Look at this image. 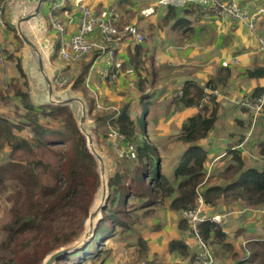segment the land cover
Masks as SVG:
<instances>
[{
  "label": "trees",
  "instance_id": "obj_1",
  "mask_svg": "<svg viewBox=\"0 0 264 264\" xmlns=\"http://www.w3.org/2000/svg\"><path fill=\"white\" fill-rule=\"evenodd\" d=\"M130 1L120 0L117 5L125 6V3ZM190 14H194L195 18L201 15H212L209 10L198 6H190L182 10L168 6L165 15L161 17L160 29L166 26L178 31L188 28L184 24V18ZM186 30L190 31V28ZM126 41L124 39L121 44ZM126 48L129 64H135V56L142 51L141 44L135 45L133 49L130 46ZM98 53L95 51L90 54V60L74 77V89L87 90L83 77ZM7 59L15 62L16 69L24 79L20 85L12 86L18 108L24 113L20 115L22 121L16 124L0 117V142L11 148L12 157L17 152H21L17 160H23L25 154L39 155L46 159L49 165H43L41 159H36L24 160L25 163L9 162L7 166L0 168V180L9 175V178L15 181L17 187L15 192L18 198L10 209V221L3 229L8 232L13 243L18 242L19 253L9 261V264H38L49 251L63 246L75 235L78 226L76 227L73 221L77 215H87L89 202L98 186V177L94 160L86 149L85 139L78 131L69 108L33 104L27 93L20 57L10 54ZM229 76L230 69L221 66L217 71L216 82L208 80L204 84H199L193 80H187L173 93L171 104L175 110L196 109L194 114L182 122L178 135L172 141V144H176L179 149L180 145L182 146L177 156V164L171 172L173 179L179 181L176 186L171 183L167 174L162 172L164 160L160 152L167 151V148L158 147L147 134L148 122L145 114L149 107L147 103L142 104L141 111L135 113L134 118L128 114V105H124L117 115L116 111L110 115L94 114L96 121L102 123L107 119V125L116 127L125 137V143L135 141L137 145L130 157L118 161L114 172L109 175V196L93 239L83 249L57 259L55 264L95 262L100 255L102 241L114 238L117 233L131 226L134 209H148L167 201L171 211L183 213L195 204L196 190L200 186L205 187L204 201L211 205H214L217 198L226 191L230 193L236 191V200H241L250 207L264 205V169L244 170L241 157L234 151L232 152L234 163L228 164L220 174L222 179L230 178V183L224 189L209 186L210 179L204 170V164L208 158L207 152L195 145L207 138L219 118L220 96L212 93L208 95L207 92L216 90L217 83L225 86ZM247 77L249 79L264 78V67L248 70ZM263 92L264 87L255 88L249 100L254 102ZM146 98L148 96L141 95V100ZM93 105L92 108L89 107V115L92 109L96 110V104ZM242 110L248 109L243 107ZM239 123L240 121H237L238 125ZM25 128L31 130L30 140L15 135L14 131L21 132ZM257 147L259 155L264 159V141L259 142ZM53 162L56 169L51 175L56 177L55 182L53 183L52 180L43 182L37 166L40 165L43 170H47L51 168ZM24 195L28 198V206L25 210L23 205L27 198ZM67 224L69 227L67 232L59 231L63 225ZM218 226L212 222H205L199 226L200 236L206 243L208 242L209 246V243H213L216 239V245L226 246L225 235L221 234L220 226ZM180 228H187L183 220L180 222ZM241 234L244 239H249L248 256H242L230 264H244L251 258L257 259V264H264V236H261L259 230L253 227L244 230ZM168 251L171 254L179 253L183 257L188 254L183 241L180 240L170 241ZM231 256L232 258L237 256L233 248Z\"/></svg>",
  "mask_w": 264,
  "mask_h": 264
},
{
  "label": "crops",
  "instance_id": "obj_2",
  "mask_svg": "<svg viewBox=\"0 0 264 264\" xmlns=\"http://www.w3.org/2000/svg\"><path fill=\"white\" fill-rule=\"evenodd\" d=\"M9 1L8 5H3V3ZM120 0H69L67 3L61 2V0H53L51 2H48L45 4V6L42 9L41 12V18L44 21V34L47 36V33L52 32L54 33L55 30L51 27V21H56L59 24L63 25L66 29V40L74 33V31L78 28V21L80 19L79 10L81 7L87 8L91 11V13L94 16H103L104 19H112V16H114V20L119 19L120 23L118 24L120 26L121 23H126L125 19L122 18L124 15H121L120 13V7L123 8L124 6L117 5V2ZM262 0H238L239 6L247 13L250 11H254L255 9L258 10L261 6ZM127 3H125L126 6ZM3 6L2 8V17L4 23L0 25V52L4 50L3 44L6 41V39H9L11 34L16 39V32L14 30V26L11 22L12 14L21 9L24 6V0H0V6ZM195 6V5H190ZM190 6H173L178 9H185ZM159 11L157 15L152 17L154 9L152 8V13L148 16H145V21H148L150 23V28L156 27L158 31L161 26L159 25L161 17L165 15L167 11V7L158 5ZM197 7V6H196ZM128 10V9H127ZM126 12V10L124 11ZM256 13V12H255ZM161 14V16H160ZM248 15V13H247ZM253 23L249 22V29L240 28L238 27V21L237 19H230V20H220L213 15H201L197 16L195 18L194 14H190L189 16H186L184 24L190 28V31L186 30L188 28H182L181 32L174 33V37H181L180 41L186 42V41H196V44H188L187 47H191L190 50L192 51V54L197 53L200 54L202 51L200 50L202 46V42L200 41L202 37L201 34H198L195 30V26L198 22L203 23L206 20L207 22V28L210 27L212 29L211 34L213 36L214 42V48L217 50L216 56L213 59L217 70L213 68L214 74L208 79V80H214L217 81V71L218 68L221 67V63L223 61H230L234 62L235 64L229 65L230 69V76L227 79V84L224 86L220 83H217L216 86V92L219 93L221 91L223 94L219 93L220 96V103H221V109L219 113V118L215 123L214 129L209 133L206 139L196 143V146L202 147L207 152V160L204 164V170L206 171V176L209 177L210 182L209 186H218L221 188H225L228 183H230L229 179H222L220 174L224 171V169L227 167L228 164L234 163L232 161V152L236 151L239 156L241 157L243 161V169H256L261 170L264 169V159L259 155L258 150V143L261 141H264V111L261 112L259 115L254 117L253 112L249 113L248 109L247 111L242 110V108H246L245 106L237 108L234 112L233 111H226V106L224 104L226 102H233L238 101L242 96L249 99L250 94L255 88L264 87V78L260 79H249L247 77V71L253 70L257 68L264 67V51L260 49L259 39L264 38V17L259 18V20L256 22V19L254 18ZM141 16V15H140ZM59 17V18H58ZM157 17V19H156ZM121 18V19H120ZM139 18V17H137ZM182 19V18H181ZM158 20V21H157ZM157 21V23H155ZM244 23V22H242ZM213 26L215 29V34L217 35V38L213 35ZM121 29V28H119ZM186 32H183L185 31ZM140 33L143 36L144 41V35L140 31ZM158 36L162 37L163 40L168 41V34L166 32H161L158 34ZM219 36H223L220 37ZM136 42L132 39V41H126L123 44H121L117 50L115 51L114 55L118 54L120 52V48H124L120 54V57L122 59L120 60L121 65L127 66L129 64L127 60V46H130L131 49L137 44H141L142 51L138 55H141V61L134 60L135 64H129V66L133 65L132 67L134 69H138L139 65L142 63L147 64L149 63H155L160 62L159 56L156 55V48L153 46H150L149 44L142 45V42ZM200 41V42H198ZM64 42V41H63ZM171 43V42H170ZM21 44V43H20ZM49 45V65L51 68L54 69L55 73L57 74L56 69L53 65H51L52 61H58L62 62L63 60L60 57L59 54V48L62 46L60 42V38L58 37L55 44L52 45V43H48ZM122 46V47H121ZM167 47V46H166ZM165 47V49H166ZM1 48L3 50H1ZM183 48V47H181ZM119 50V51H118ZM22 55L20 56V66H21V60L23 56V50L21 48ZM169 51V50H168ZM166 51V52H168ZM171 51V50H170ZM13 54V53H12ZM10 55V54H9ZM7 55V57L9 56ZM182 54V58H183ZM91 56V55H90ZM169 57L165 56V60H167ZM171 58L174 60L175 54L171 53ZM202 59V57H200ZM84 59V58H83ZM82 59V60H83ZM81 60V61H82ZM154 61V62H153ZM7 62L9 65H12L11 61L7 59ZM79 62L73 63L70 66L77 64ZM100 63V65H98ZM102 60L101 56L98 53L97 56L94 57V59L91 61L89 69L87 74L83 77L84 80H89L90 83L95 82L96 79L100 78V69ZM170 65V64H168ZM0 78L5 80V74L7 64L0 65ZM225 67V66H222ZM68 67L65 68V72H63L64 78H66V81L63 85H70L72 84V91L76 94L80 91L74 90L73 84H74V77H72L74 74H72L71 71H67ZM22 70V67H21ZM91 72H93V80L90 81V75ZM153 72L152 66H149V73ZM22 73L24 75V72L22 70ZM141 74V72H140ZM138 76V77H137ZM136 80L139 81V69L136 72ZM25 81L26 77L24 75ZM58 79L55 80V82ZM187 80H193L199 84H204L207 81H201L198 78H192L189 77ZM184 81V82H185ZM1 82V81H0ZM54 82V83H55ZM183 81L180 82V85L174 86V88H180L183 84ZM183 82V83H184ZM139 83V82H138ZM1 84V83H0ZM27 84V81H26ZM62 85V86H63ZM93 85H95L93 83ZM6 86V85H5ZM28 86V85H27ZM61 86V87H62ZM27 93H28V88ZM170 89V87H168ZM89 90V89H88ZM78 95V94H77ZM147 96V95H146ZM238 96V97H236ZM238 99V100H237ZM160 100L158 98H154V96H149L147 98V104L149 107H153L158 104ZM171 102V101H170ZM169 108L167 109V113H169V116L166 114L164 116V119H167L168 117H171L170 113H173L175 110L171 103H169ZM240 106H242L240 104ZM174 112L176 114H186V117L191 116L196 112V109H176ZM228 110V108H227ZM166 112V110H165ZM228 114V116L226 115ZM232 118L231 122H228L232 127L223 126L222 120H227ZM170 119V118H168ZM235 121V122H234ZM237 121H240L239 125L237 124ZM223 126V127H222ZM166 130H164V134H159L161 138L159 139L160 143H157L158 147L163 148L164 146L169 147V152L166 153L167 159H166V174L169 178V180H172L173 177L171 175V172L173 168L177 164V156L181 151L182 146L180 145V149L176 144H172L174 138L178 135L179 131L174 130L172 128L166 127ZM179 129V128H178ZM159 131V130H158ZM184 149V146H183ZM182 149V150H183ZM163 156L165 152H160ZM164 166V162H163ZM162 166V168H163ZM237 179V178H233ZM181 180V178H180ZM179 181L176 179H173L171 183L174 185L178 183ZM174 185V186H176ZM200 189L202 188L203 194L205 187L200 186ZM225 191V190H224ZM236 191L230 193V191L224 192L220 197L217 198L214 205H211L209 203L205 202V205L208 206L205 208L206 214H214V215H226L227 220V226L222 230L221 234L225 235V245L221 246L216 245L217 239L214 240L213 243H209L211 249L213 248V251L215 253V260L216 264H226L222 263L224 260H226L229 256V252H231L232 255V248L233 251L237 253L236 258H230V262H234L238 258H241L242 256L247 257L248 252L247 248L248 242L244 240L242 236V232L244 230H247L248 228H255L259 230V234L261 236H264V205L263 206H251L253 207L254 214L245 212L243 215V209L245 207H250L246 205L244 202H241V200H236L235 198ZM167 204L166 207H163L162 204ZM159 204H156L154 206L149 207L148 209H139L132 212V221L133 223L128 229H125L122 231V235L124 236L123 242L126 239H129L130 236H135L137 238V245L139 250V255L143 258H145V261H151L155 258V256H161L167 255L168 257L173 256V254H170L171 252L168 251V244L172 240H180L183 241L184 246L186 247L187 256L183 257L179 253H174L175 255H179L182 260H188L191 258L194 254V250H196L192 238L186 229L180 228V222L183 220V215L180 217V213H176L171 211L168 208V202H162ZM250 207V208H251ZM260 221V222H259ZM237 224H240L239 230L236 232V226ZM186 225V224H185ZM216 225V223H215ZM218 226V224H217ZM219 227V226H218ZM131 234V235H130ZM172 234V237L170 236ZM212 239H214L212 237ZM122 242V243H123ZM208 243V242H207ZM234 245L235 249H234ZM239 253V254H238ZM179 259V258H178ZM221 259L223 261H221Z\"/></svg>",
  "mask_w": 264,
  "mask_h": 264
},
{
  "label": "rangeland",
  "instance_id": "obj_3",
  "mask_svg": "<svg viewBox=\"0 0 264 264\" xmlns=\"http://www.w3.org/2000/svg\"><path fill=\"white\" fill-rule=\"evenodd\" d=\"M68 1L69 0H61V2L63 3H67ZM158 2L159 0H131L123 8L120 7V12H121L120 14L124 15V17L122 16V18L128 21L127 24L121 23L119 26L118 25L120 23L119 19L116 20L107 19V21L109 20L110 24L116 26L117 28H123L124 26L136 27L138 31H141L143 33L145 37L144 41L142 42V45L144 46V44H149V43L150 46L154 45V48H156V55L159 56L160 62L150 63L153 70L151 75L149 73V66H150L149 63L147 64L142 63L138 67L139 81H137L135 75L138 69H134L132 67L133 65L129 66V64H127V66H125L120 64V60L122 59V57H120V54L121 52H124L122 51L124 48H120L119 49L120 52L116 54V56H114V54L112 55V62H110L111 64L108 63L104 55L100 54L102 60L101 66L99 67L100 69L102 68L99 72L100 78L98 77L96 79L95 77L94 79L95 82H93L95 85H93V83H90L89 80L85 81V88H87V90L83 89L79 93H76L80 97H82L86 102L88 115H89V107L92 108L94 106L93 104H96L95 105L96 110L95 108L92 109L91 115H89V119L94 122V124L89 128V131H91V134L93 136V146L95 147L96 151L98 150L99 153L101 152L102 156L106 159L105 160L106 165L108 164L109 167L108 175H112L114 169L117 166L118 161H121L126 157H130L131 153L134 152L137 143L135 141L125 143L124 141L125 137L119 132V130L116 127L107 125L106 124L107 119L105 120V122L102 123L96 121L94 116L95 113H100L102 115H110L111 113L116 111V115H117V112H120L124 105H128L127 107L128 114L131 118H134L135 113L141 111L142 104L147 103V98L141 100V95H147L148 98L149 96L152 97L154 96V98H158L160 101L158 102L156 107L155 106L148 107L147 112L145 113L148 122L147 134L149 135L150 140L151 139L154 140L156 144L160 143V140L162 138L159 134H164V130H166L165 129L166 127L172 128L173 131L178 130L179 126L187 118L186 114H179V113L176 114L174 112H178L179 110L177 111L174 110L173 113H170L171 117H168L170 119L168 118L164 119V116L166 114L169 116V113H167V109L170 106L169 103H171L170 101L172 99L173 93L178 90V88L176 89L174 88V86L180 85L181 81L184 82L189 77L198 78L202 82L204 80L207 81L214 74L213 68L217 70L216 64L213 60L216 56L215 53L217 52V50L214 48V43H212V41L214 42L213 36L211 34L212 29L210 27L207 28L208 21L206 20L205 22L199 24L197 22L195 26V30L197 31V33L201 34L200 36L202 37V39L200 41L202 42L203 47L200 48V50L202 51L200 54L197 53L192 54V51L190 50L191 47H187V45L193 43L196 44V41L193 40V41L183 42L180 41L181 37H174V33L181 32L182 29L180 31L172 30L170 26H166L165 28L162 29L159 28V30L162 31H158L157 26L150 28L149 26L150 23L144 20V19H149L144 17L152 13L153 11L152 8L154 9L152 17L157 15L159 11V7H157ZM8 3L9 1L3 3L4 7L5 5H8ZM0 7H1L0 16L2 17L3 6L1 5ZM125 10L126 12H124ZM255 12L256 9L254 11L247 12L249 16L248 19L253 18L252 17L253 15L251 14H254V18L256 19V22L259 20V18L264 17V15H258L255 14ZM97 17L100 19H104L103 16H97ZM157 21L155 23H157ZM0 22L4 23L3 18L0 19ZM57 24H58V26H56L57 30H55L54 33L52 32L47 33V36L43 35L41 41L42 42L45 41L46 43L51 42L53 45L55 44L57 38L59 37L60 42L62 44V46L59 48V53H60V50L64 45L62 39L64 42L66 41V29L63 25L59 23ZM238 25L240 30L242 27L247 30L249 29V21H247L246 23L238 22ZM213 30H214L213 35L217 38V35L215 34L214 26H213ZM163 31L168 34V41H165L162 39V37L158 36V34ZM220 37L223 36H219V38ZM20 43L21 42L18 39V37L16 36L15 39L11 34L9 39H6V41L3 44L4 50L1 48V50L3 51L0 52V65L5 63L7 64L6 71L4 72V74L6 75L5 80L0 78L1 81L0 82L1 83L0 84V117L2 119L9 121L12 124H16L22 121L20 115L24 113L23 110L18 108L19 105L16 98L14 97L13 94L14 89L12 88V86L14 84L16 86L18 84L20 85V83H22L24 79L21 77L19 71L16 69L15 62L10 61L12 65L8 64L7 55L13 53L14 55L20 57L22 55L21 48L23 47L22 44ZM214 50L216 52H214ZM171 53L175 54L176 59L173 60L171 58ZM184 53L185 55H183L182 58V54ZM165 56H168L169 58L165 60ZM90 57H91L90 55L85 56V58L82 61L73 65V68L72 66H70L71 65L70 63L64 61L62 58H61L63 60L62 62L52 61L51 65H53L57 71V74L55 73L53 78L55 91L59 92L68 86V85L67 86L63 85L62 87L59 86L60 83L66 80V78H64L63 76V72H65V68L68 67L67 69L68 72L72 70V74H74L72 77H75L80 73L81 67H83L90 60L89 59ZM200 57H202V59ZM135 60L141 61V55L140 56L136 55ZM230 64L233 65L235 63L230 61H223L221 63V66L229 67ZM98 65H100V63H98ZM105 71H108V73L109 71H112L113 73V75H111L109 80L108 77L107 78L103 77V73ZM93 74L94 73L91 72V75L89 77L90 81H94ZM56 79L58 80L55 82ZM183 82L182 84H184ZM168 87H170V89H168ZM74 90H76V88ZM215 91L217 90L211 91L212 94H215ZM219 93L223 94L221 91H219ZM219 93L217 92V94ZM243 101H244V97L242 96L238 101H233L231 103L226 102L224 104V106L228 108V110L226 108V111L234 112L237 108H239L240 110V107H243L242 105ZM240 104L242 106H240ZM263 111L264 109L262 110V113ZM249 113H251V110H249ZM226 115L228 116V114ZM231 121L232 118L227 120H222L223 126L224 127L229 126L230 124L228 122ZM230 127L232 126L230 125ZM14 132L16 133L15 135L21 137L22 139L30 140L31 138V130L29 128H25L21 132H16V131ZM166 148L167 151H164L165 154H163V160H164V166L162 168L163 173H166L167 170L166 153H168L170 150L168 146H166ZM19 156H21V152H17L12 157L11 148L5 146L0 142V168L7 166L9 162L11 163V162L19 161L25 163L24 160L31 161L36 159H41L43 165H49L48 161L39 155L29 156L25 154L23 155V160H17V157ZM129 162L130 161H128V163ZM122 163L124 162L122 161ZM37 169L40 171V174L42 175L43 182L49 180L50 181L52 180L53 183L55 182L56 177L51 175V173H54L56 169L54 162L52 163L51 168L49 167L47 170L46 169L43 170L40 165L37 166ZM16 189L17 187L15 185V181L9 178V175L8 176L6 175L2 181L0 180V264H9L10 263L9 261L11 259H14L15 255L19 253L18 242L15 241L13 243L9 237L8 232L3 229V227L7 225V223L10 221L11 218L10 209L18 199L15 192ZM94 194L89 202L87 215L86 216L77 215L75 217L73 223L76 225V227L78 226L77 232L75 233V235L71 237L70 241L67 242L66 244H70V243L72 244L78 241L83 236V233L85 232L86 229L85 228L86 222L88 220V214H89L88 212L92 208V202H93L92 200ZM24 197L27 198L26 195H24ZM135 203L138 202L136 201ZM160 203L162 204V202ZM27 204H28V198L24 202L23 205L24 210L28 206ZM133 205L136 206V204ZM162 206L166 207L167 204L164 205L163 203ZM245 212L246 211L243 209L242 214L245 215L244 214ZM181 215H183V213H180V217ZM182 219L185 222L184 218ZM239 226L240 224L234 226L236 227V232L239 230L240 228ZM68 230H69L68 224L63 225L59 229V231H63V232H67ZM170 236L172 237V234H170ZM123 239L124 236L122 235L121 232V233H117V235L114 238L103 240L102 241L103 246L100 255L95 260V262L90 261L88 263H83V264H145L146 263L145 258L139 255L137 238L135 236H130V238L126 239L124 242ZM235 246L236 245H234V248ZM210 250L212 254H214L215 256L213 248L211 249L210 247ZM247 250L249 251V248H247ZM48 253L46 255H48ZM45 256L39 261L38 264L43 263ZM230 258H231V252H229V256L226 260L223 261L221 259V261H223L222 263L226 262V264H230L231 263ZM190 259L191 258L185 261L182 260L179 255L177 256L173 254V256L168 257L167 255L164 254L163 257L155 256V258L151 261L155 262L156 264H190L189 262ZM257 263L258 260L253 258L247 259V261L244 262V264H257Z\"/></svg>",
  "mask_w": 264,
  "mask_h": 264
},
{
  "label": "water",
  "instance_id": "obj_4",
  "mask_svg": "<svg viewBox=\"0 0 264 264\" xmlns=\"http://www.w3.org/2000/svg\"><path fill=\"white\" fill-rule=\"evenodd\" d=\"M51 1L53 0H24V6L12 14L11 22L23 46L21 67L28 85V96L37 106L52 105L69 108L78 131L85 139L86 149L94 160L98 186L92 200V208L88 212L83 236L72 244H66L49 252L42 264H55L57 259L83 249L93 239L109 196V167L102 153L96 151L93 146V136L89 128L94 122L89 119L86 102L72 91V84L59 92L54 88L55 71L49 65V45L41 41L45 33L41 12L45 4Z\"/></svg>",
  "mask_w": 264,
  "mask_h": 264
},
{
  "label": "built area",
  "instance_id": "obj_5",
  "mask_svg": "<svg viewBox=\"0 0 264 264\" xmlns=\"http://www.w3.org/2000/svg\"><path fill=\"white\" fill-rule=\"evenodd\" d=\"M158 4L165 7L195 5L204 10H209L214 17L222 21L237 19L240 22L246 23L249 21L253 23L251 20L253 18L248 19L249 16L239 6L238 0H159ZM79 14L80 19L78 21L77 30L74 31L65 42H63L62 39L64 45L59 53L60 57L70 64L80 62L85 56L90 55L95 51L104 55L108 63L111 64L112 55L124 39L127 41L133 39L136 42L143 41L142 34L134 26H124L123 28L118 29L116 26L111 25L107 19H100L94 16L89 9L84 7L80 8ZM255 14L264 15V0H262L261 6L256 10ZM57 23L58 22L56 21H51V27L53 30H57ZM0 25H2L1 22ZM96 29H98L97 32ZM259 44L260 49L264 51V38L259 39ZM111 75H113L112 71H109V73L108 71H105L103 73V77H108V80ZM65 81L66 80L60 83L59 86H62ZM211 93V91L207 92L208 95ZM214 95L218 96L216 91ZM205 100L207 101V97ZM242 105L249 108L254 113V117H256L264 108V92L254 102L245 98ZM207 207L208 206L205 205L203 198V190L202 188H198L196 190L195 204L183 212V218L188 227L187 230L196 248L189 261L190 264H216V260L210 247L200 236L199 226L205 222H212L218 224L223 230L227 226V220L226 215L206 214L205 208ZM244 210L254 214L253 208L246 207ZM244 240L247 242L249 241L248 238ZM145 264L156 263L153 261H147Z\"/></svg>",
  "mask_w": 264,
  "mask_h": 264
}]
</instances>
